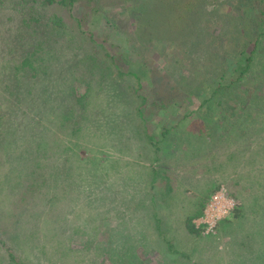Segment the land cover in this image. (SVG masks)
Masks as SVG:
<instances>
[{
    "label": "rangeland",
    "instance_id": "rangeland-1",
    "mask_svg": "<svg viewBox=\"0 0 264 264\" xmlns=\"http://www.w3.org/2000/svg\"><path fill=\"white\" fill-rule=\"evenodd\" d=\"M258 3L77 0L76 16L98 7L83 31L55 4L0 0V264H264V79L245 77L212 95L202 83L215 61L219 72L234 70L222 84L243 68L232 50L248 36L230 29L245 21L242 12L254 17ZM31 10L32 45L12 32L33 24L24 21ZM49 15L67 21L62 38L46 40ZM27 52L36 70L16 69ZM250 68L264 72V53ZM153 88L166 106L140 103ZM252 94L263 99H252L245 117ZM163 127L171 137L159 143L160 164L188 188L175 191L172 214L158 202L170 248L130 207L153 155L145 132L159 138ZM216 184L236 194L242 215L229 214L212 234L188 232L184 214Z\"/></svg>",
    "mask_w": 264,
    "mask_h": 264
},
{
    "label": "trees",
    "instance_id": "trees-1",
    "mask_svg": "<svg viewBox=\"0 0 264 264\" xmlns=\"http://www.w3.org/2000/svg\"><path fill=\"white\" fill-rule=\"evenodd\" d=\"M76 1L77 0H32V2L38 3L39 6L45 7V6L55 4L56 7L64 8L65 10L68 11V14H70L72 16L73 20L75 21V25L78 28H80L81 30L85 31V28H87V26H88L87 23L91 22L92 15H93L94 11H96L98 9V7L97 6L96 7L91 6V8L89 9L90 12L87 11V15H86V12H84V13L76 16L72 12V10H73L72 4H74ZM260 1L262 4H260ZM258 2L259 3H258V5H256V9H255L257 11V13H256V15L254 14L255 15L254 17L250 18L251 16H253V14H248V16H246V12L245 13L242 12L243 13L242 16L244 17L243 19H245L246 24H247L246 26L242 25L245 22L244 20H243L244 22H242V23H237V21H235L234 22L235 24L232 26V29H230L233 32H236V31L244 32L246 30L245 35H247L248 37L242 43L239 41V38L236 37L234 47L232 50L235 53L234 54L235 59H237V58H238L237 60L243 59V68L240 71H237L238 73L236 74V77L234 80H228L226 83L222 84L221 82H223V76H227V74H229V76L233 75L234 70H231L232 73L231 72L228 73L227 69H225L223 66H220V72H219L216 69L218 67V62L215 61L214 62L215 64L213 63L214 70H212V72H210V75L206 77V80H203V82H202L206 86V89H207L206 92L209 91L211 93V95L213 93H217L220 91L227 90L228 87H231V84L233 81L234 82L235 81L241 82L240 80H243V78L245 79V77H248L249 79L258 78V77H260L262 80L264 79V72L263 71L260 70L261 74H259V72L255 73V72L251 71V68H250V65L252 63V58L254 56H256V54L258 55V54L264 53V48H261L260 45L258 44L261 40V37L264 36V17H263L264 16V0H258ZM183 7L185 8V10H187L189 12H192L193 10H195L193 7L192 1L185 2ZM33 13H35V12L33 10H31V12L28 13L27 19L24 20L26 23L28 21V22H33V24H30V23L24 24L23 32H21L20 30H17V31L12 30V32H14L15 39H17L23 43H25L26 41L29 40V37L25 36V33H26V35H31L32 30H33V26L36 23L35 20L38 19V17H36ZM85 15H86V18H85ZM87 17H90V18H87ZM66 22L64 20V17L60 16V15L56 16V17L54 15L47 16L46 17V24L47 25L49 24L50 30H47V32H46L48 34L46 40L49 41L53 35L58 37V38H62L64 36V33H65V31H64L65 28H63L64 27L63 24ZM245 28H247V29H245ZM87 29L89 30V28H87ZM83 31H80V33H82ZM250 39H251V41H250ZM246 40L248 42H252V40L254 41L253 46H252L250 51L245 50V48H246L245 46L248 44V42ZM29 44L32 45L30 40H29ZM30 53L31 52H29V53L27 52L24 56L22 55V58H21L22 60H20L17 65H14V67L16 69L28 68L30 70H36V67L31 62V59H29L30 56L32 55ZM254 53H256V54L254 55ZM107 55H109V54H107ZM116 55H117V53H115V55H111V59H112V65H114L118 69L117 65L119 64V62L121 60L118 59V57ZM178 61L183 62V58H179ZM103 68L108 70L109 67L105 65ZM124 72L119 71V69H118V73H120L121 75ZM130 73H133V75L137 76V74L134 72H130ZM102 75L104 76V73ZM114 77H116V76H114ZM184 80H185V78H184ZM184 80H183V82H184ZM193 80H191V81H193ZM263 82H264V80H263ZM139 83H140V81H139ZM214 83H215V87H213ZM185 84L190 85V79H188ZM200 88L203 89L204 86L203 87L200 86ZM261 89H263V92H264V88L262 87V85H261ZM186 91L188 94H192L194 89H192L190 86H187ZM260 94H262V93H260ZM147 98H152L151 99L152 103L156 102L157 101L156 98H157L159 100L158 101L159 106H161V107L166 106V101H165V100H167L166 95L156 88H153L151 90L150 95H146V94L142 93L140 95V103H142V104L145 103ZM207 98L208 97L206 96V99ZM252 99H256L257 102H261L260 100L263 99V97L260 95H253L252 94V96L249 98H247V97L243 98V100H244L243 106L244 107L242 106L243 110L241 112L245 115V117H247V115H249V113L251 111H253L250 108V103H251ZM260 106L261 105H259V109L264 110V107H260ZM172 129L177 130L176 126H174V127L172 126ZM150 133L145 132L144 137H145L146 141L148 142V143L146 142V144L148 145L150 143L149 145L150 146L152 145L151 147H152L153 155L149 159L150 164L145 166V170L142 171V173H144V174L143 175L141 174V177H140L141 181H142V185H144L143 187H141V189H142L141 197L138 200L133 199V201H130V205H131L130 207H131V209L135 208V210H131V211L135 212L134 214L140 213L141 215H145L144 213H146V215L150 218V220L153 224L152 228H154V230L156 232V238L163 239L166 246L170 248L171 247V238L168 237V234L166 231L167 228H169V227H166V228L163 227V221H162V218H160V216L158 214L157 206L159 205L158 202H160V208L169 214H172L174 209L177 207L175 205V202H174L175 194H176V192H175L176 187H175L174 183H178V182H176L178 180V178H177L178 173L171 171L168 168H164L160 164V153L159 152L161 150H160L159 143L163 142L164 146H165L166 143L170 141V137H171L170 128L163 127L162 132L160 134L161 136H159V138H155V136L153 134L151 135ZM154 140H156V142H154ZM185 140H187V139H185ZM145 148L149 149V147H147V146H145ZM143 181H144V183H143ZM217 186H218L217 184L215 186L213 185L209 191H205V192L200 191L201 193H199V194L197 193L198 196H201L200 201H198V203L195 205L197 207L192 209V210H188V212L186 214H184V226L188 232L194 233V234L200 233L201 229L196 227L193 220L202 214L206 201L208 200L210 194L213 192V190ZM158 191H161L162 195H160L158 193ZM229 193L237 198V196L234 192L229 191ZM242 212H243L242 207L237 206L230 214L233 215L234 217L238 218L242 215ZM228 218L229 217L227 216L226 218L220 220L217 228H219V226H221L220 224L226 223L228 221Z\"/></svg>",
    "mask_w": 264,
    "mask_h": 264
},
{
    "label": "built area",
    "instance_id": "built-area-1",
    "mask_svg": "<svg viewBox=\"0 0 264 264\" xmlns=\"http://www.w3.org/2000/svg\"><path fill=\"white\" fill-rule=\"evenodd\" d=\"M237 205L238 199L220 184L210 194L202 214L193 221L202 233L212 234L216 231L219 221L226 218Z\"/></svg>",
    "mask_w": 264,
    "mask_h": 264
},
{
    "label": "crops",
    "instance_id": "crops-1",
    "mask_svg": "<svg viewBox=\"0 0 264 264\" xmlns=\"http://www.w3.org/2000/svg\"><path fill=\"white\" fill-rule=\"evenodd\" d=\"M179 179H180V181L178 182V180L176 181V182H178V183H174V185H175V191L177 190V189H180V190H183V191H185V190H187L188 188H186V186H184V182L183 181H185L186 180V177L184 176V175H180L179 176Z\"/></svg>",
    "mask_w": 264,
    "mask_h": 264
}]
</instances>
